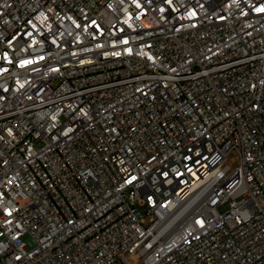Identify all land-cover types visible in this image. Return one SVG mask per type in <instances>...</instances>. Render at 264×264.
Segmentation results:
<instances>
[{
    "label": "built area",
    "instance_id": "built-area-1",
    "mask_svg": "<svg viewBox=\"0 0 264 264\" xmlns=\"http://www.w3.org/2000/svg\"><path fill=\"white\" fill-rule=\"evenodd\" d=\"M0 264H264V0H0Z\"/></svg>",
    "mask_w": 264,
    "mask_h": 264
},
{
    "label": "rangeland",
    "instance_id": "rangeland-1",
    "mask_svg": "<svg viewBox=\"0 0 264 264\" xmlns=\"http://www.w3.org/2000/svg\"><path fill=\"white\" fill-rule=\"evenodd\" d=\"M234 157V154H232L231 156H230V158L232 159Z\"/></svg>",
    "mask_w": 264,
    "mask_h": 264
}]
</instances>
